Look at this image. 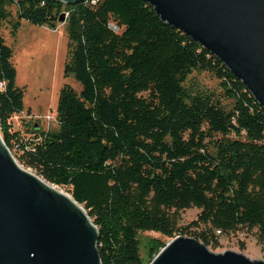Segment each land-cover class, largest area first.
<instances>
[{
  "label": "trees",
  "instance_id": "16d2710c",
  "mask_svg": "<svg viewBox=\"0 0 264 264\" xmlns=\"http://www.w3.org/2000/svg\"><path fill=\"white\" fill-rule=\"evenodd\" d=\"M61 12L64 73L80 88H60L56 129L13 131L24 88L0 35V135L82 205L100 264H144L142 231L216 248L220 233L255 229L264 249V108L242 82L143 0H0V28L7 22L13 37L21 20L54 28ZM193 71L215 77L217 91L190 88ZM191 207L196 218L178 225ZM163 246L153 239L150 255Z\"/></svg>",
  "mask_w": 264,
  "mask_h": 264
},
{
  "label": "water",
  "instance_id": "95a60500",
  "mask_svg": "<svg viewBox=\"0 0 264 264\" xmlns=\"http://www.w3.org/2000/svg\"><path fill=\"white\" fill-rule=\"evenodd\" d=\"M77 3L83 0H52ZM215 55L264 108V0H143ZM66 20L61 12L58 21ZM43 179V178H42ZM98 232L71 196L21 167L0 135V264H100ZM149 264H264L177 235Z\"/></svg>",
  "mask_w": 264,
  "mask_h": 264
},
{
  "label": "rangeland",
  "instance_id": "374dc122",
  "mask_svg": "<svg viewBox=\"0 0 264 264\" xmlns=\"http://www.w3.org/2000/svg\"><path fill=\"white\" fill-rule=\"evenodd\" d=\"M65 23L66 20L58 21L54 28H50L45 24L37 25L21 20L14 37L10 33V26L7 22L3 23L0 28V35L13 49L12 62L16 68L15 82L24 88V110L11 117L12 130H19L22 135H30L31 131H35L34 129L36 131L56 129V103L60 88L65 83L77 90L80 88L71 76H65L64 73L67 52ZM187 83L192 89L196 87L213 91L218 89L217 79L208 72L193 71ZM12 156L21 167L37 175L32 168L22 164L13 154ZM61 188L64 193L70 195L65 187ZM198 213L199 209L196 207L179 211L178 225L188 224L196 218ZM90 221L92 222V219ZM182 235L188 236L187 233ZM138 238L140 256L144 264H149L162 248L160 247L157 252L150 255L149 247L153 239H159L163 245L169 241L168 237L154 231H142L138 234ZM218 242L219 246L216 248L208 246V249L213 252L232 250L250 259L264 260V249L256 241L255 229L238 230L228 235L220 233ZM241 243L244 245L243 248Z\"/></svg>",
  "mask_w": 264,
  "mask_h": 264
},
{
  "label": "bare ground",
  "instance_id": "6f19581e",
  "mask_svg": "<svg viewBox=\"0 0 264 264\" xmlns=\"http://www.w3.org/2000/svg\"><path fill=\"white\" fill-rule=\"evenodd\" d=\"M40 179H41V181H42L43 183H45V184L48 185L49 187H51V188H53V189H55V190H57V191H61V192H63L61 189H59L58 187H56V186H54V185H52V184L46 182L44 179H42V178H40ZM63 193H64V192H63ZM65 194L68 195L67 193H65ZM68 196H70V195H68Z\"/></svg>",
  "mask_w": 264,
  "mask_h": 264
},
{
  "label": "built area",
  "instance_id": "2783aa9c",
  "mask_svg": "<svg viewBox=\"0 0 264 264\" xmlns=\"http://www.w3.org/2000/svg\"><path fill=\"white\" fill-rule=\"evenodd\" d=\"M91 3H95L96 0H90ZM220 231L219 230H216V233H219Z\"/></svg>",
  "mask_w": 264,
  "mask_h": 264
}]
</instances>
